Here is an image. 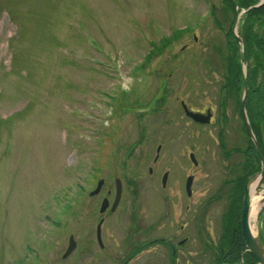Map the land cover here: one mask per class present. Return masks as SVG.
<instances>
[{
    "label": "rangeland",
    "instance_id": "rangeland-1",
    "mask_svg": "<svg viewBox=\"0 0 264 264\" xmlns=\"http://www.w3.org/2000/svg\"><path fill=\"white\" fill-rule=\"evenodd\" d=\"M223 7L224 0H0V264H91L88 224L101 217L109 264L126 251L123 230L134 218L171 243L188 236L180 261L203 263L199 235L207 248L221 237L224 182L243 157L226 156L222 136L230 151L248 139L239 95H227V122L221 112L209 125L193 123L181 104L221 111L231 23ZM118 177L122 195L111 210ZM104 198L110 206L101 213ZM252 227L264 238L258 214ZM71 234L77 246L64 259ZM164 248L158 242L157 262Z\"/></svg>",
    "mask_w": 264,
    "mask_h": 264
},
{
    "label": "trees",
    "instance_id": "trees-1",
    "mask_svg": "<svg viewBox=\"0 0 264 264\" xmlns=\"http://www.w3.org/2000/svg\"><path fill=\"white\" fill-rule=\"evenodd\" d=\"M234 0H224L223 12L231 19L229 29L226 31L227 36V54L225 55V73L221 89L225 93L239 95V111L240 100L244 88V71H243V52L239 41L234 37L233 24L236 16V7ZM261 0H236L240 9L248 8L256 5ZM216 22L222 25V20L217 19ZM181 33H176L167 39L164 43L155 45L148 54L150 60L155 54L160 53L174 39L178 38ZM240 33L243 37L248 59V83L249 93L247 97V105H249V117L253 130L261 149L264 151V3L259 7L248 10L240 26ZM242 116V113H241ZM247 146L235 147L231 151L226 149L224 137L221 139V146L224 148L226 156H230L234 152L241 153L244 160H240L235 165L234 171L236 176L227 179L225 184H229L227 195V207L222 214V241L220 246V262L223 264H256L254 257L247 253L246 243L242 233L241 215L243 207V197L245 192V183L248 178L260 166V155L249 138L246 126L244 125ZM225 186V185H224ZM264 210V208H263Z\"/></svg>",
    "mask_w": 264,
    "mask_h": 264
},
{
    "label": "flooded vegetation",
    "instance_id": "flooded-vegetation-1",
    "mask_svg": "<svg viewBox=\"0 0 264 264\" xmlns=\"http://www.w3.org/2000/svg\"><path fill=\"white\" fill-rule=\"evenodd\" d=\"M223 92L225 93L224 90ZM227 95L228 93L223 94L218 103L221 108V111H219V107L216 108L213 105H206L203 108L201 107L196 108V107L191 106L185 101L187 106L192 111L200 112L204 114V116H202L203 118L206 119L207 117L210 116L209 117L210 122L200 123V122L194 121L189 116H186V117L189 118L193 123L197 125H209V124L215 123V120H217L216 115H219V113L221 114L222 112L221 118H223V121L227 122V114L225 113V110L231 104V99L230 97L227 98ZM247 104L248 103L246 102V108L248 109V113H249L250 107ZM263 154H264V151H263ZM242 160H244V157H242ZM260 166H258L259 168L257 171L260 170ZM189 176H193V181H194V175L190 174L187 176V178ZM167 183H168V180H167ZM192 185H193V182H192ZM133 220L134 222L131 224V228L128 231H126L127 232L126 235L124 234L125 231L123 230L122 244L124 248L126 249V251L124 252L122 258L119 259L121 260L120 262L119 260H114V257H113V260L115 262H117L118 264H131L135 262L136 259L140 258L143 253H147L149 258L146 261L147 262L146 264H181L183 260L180 261L178 245H182L185 242H187L188 236L183 237L182 239L178 240L176 243H171L169 239L156 237L155 225H149L147 228L146 227L142 228L140 224L138 223L137 218H134ZM105 223H106L105 218L101 217L100 219H97L95 224L93 223L88 224L89 228L87 230V234L88 236H90L92 240L87 241L86 249L84 251L86 252L85 254L87 256L91 257V264H109V255H110L111 248L109 249V244L107 242L108 240L107 235H108L109 229H108V226H105ZM181 229H183V226H181ZM106 236H107V240H106ZM140 236H143L142 240L140 239ZM221 241H222V238L218 236V238L214 240V243L210 245V247L212 248H207L209 246L206 243V242H209L208 239L204 237L202 234L199 235V243H201L205 251L208 249L207 252L200 255L203 261V263L201 262V264H223L220 262ZM158 242L162 243V245L165 246L164 250L167 253L165 256H163L165 257V261L157 262V250L156 249H157ZM247 253L249 252L245 251L244 254L246 255ZM69 256L64 257V255H62L64 259H67ZM201 258H200V261H201ZM182 264H194V263L193 261L186 259L184 262H182Z\"/></svg>",
    "mask_w": 264,
    "mask_h": 264
},
{
    "label": "water",
    "instance_id": "water-1",
    "mask_svg": "<svg viewBox=\"0 0 264 264\" xmlns=\"http://www.w3.org/2000/svg\"><path fill=\"white\" fill-rule=\"evenodd\" d=\"M263 2L264 0L260 4H262ZM234 4H236L235 1H234ZM255 6H258V5H255ZM253 7H250V8H253ZM236 37L243 44L244 71L245 73H247L246 72L247 71V68H246L247 57H246L245 45H244L243 39L240 36L236 34ZM248 90H249L248 81L247 79H245V87H244L243 97L241 99V109H242V112H243V115L246 121L248 131L252 136H254L249 120L247 118L246 109H245V103H246ZM183 106L185 108L186 114L190 116L191 118H193L195 121H198V122H209L210 121V118H209L210 116L205 119L202 117L204 116V114L189 110L184 102H183ZM160 149H161V146L158 147V152L160 151ZM260 155L262 159V170L259 174H256L254 176V178H257L259 176V184L257 186V190L259 187L264 186V156L262 155V153ZM191 157L193 161L197 163L193 153L191 154ZM167 178H168V173H165L163 176L164 186L167 183ZM192 182H193V176H189L187 179V183H186V188L189 194H191L192 192V188H191ZM103 184H104V180L100 179L97 184L96 189L91 192V195H95L99 193ZM116 184H117V195H116L115 202L112 206V210H114L117 204L119 203L121 193H122V182L119 178L116 179ZM263 203H264V199L262 201V204ZM108 206H109V201L107 198H105L101 204L100 212H104ZM241 225H242V232H243V236H244L248 251L253 255V257L257 260V262H259V264H264V243L262 242L259 236L254 235L252 228H251V185H250V181H248L245 186V194L243 198V209H242V216H241ZM75 247H76V241L74 240V236L72 235L70 237L69 246L67 248V251L64 254V257H67L75 249Z\"/></svg>",
    "mask_w": 264,
    "mask_h": 264
},
{
    "label": "bare ground",
    "instance_id": "bare-ground-1",
    "mask_svg": "<svg viewBox=\"0 0 264 264\" xmlns=\"http://www.w3.org/2000/svg\"><path fill=\"white\" fill-rule=\"evenodd\" d=\"M259 184V177L251 184V217H256L261 203L264 199V191H258L257 186ZM254 235L256 231L252 228Z\"/></svg>",
    "mask_w": 264,
    "mask_h": 264
}]
</instances>
